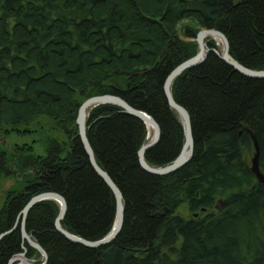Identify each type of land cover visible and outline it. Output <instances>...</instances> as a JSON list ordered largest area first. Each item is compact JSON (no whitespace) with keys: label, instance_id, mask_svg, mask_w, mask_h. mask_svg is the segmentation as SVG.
I'll return each mask as SVG.
<instances>
[{"label":"trees","instance_id":"obj_1","mask_svg":"<svg viewBox=\"0 0 264 264\" xmlns=\"http://www.w3.org/2000/svg\"><path fill=\"white\" fill-rule=\"evenodd\" d=\"M203 28L222 31L235 60L264 70V0H0V132L46 115L64 136H47L40 155L26 145L10 153L0 143V177L15 179L0 207V234L17 223L0 239V264L23 246L29 261H44L23 240L18 221L42 192L65 197L61 223L71 233L97 240L112 230L115 195L77 136L85 99L118 95L158 121L161 136L145 153L148 164L164 166L179 155L184 129L164 80L198 51L196 41L181 36ZM171 90L191 116L192 158L173 173H149L138 157L148 141L145 122L116 104L94 107L88 137L121 189L124 224L109 244L87 247L56 230L58 202H38L26 230L47 252L45 264H264V183L247 159L251 130L264 171V78L210 52ZM182 204L188 216L178 212Z\"/></svg>","mask_w":264,"mask_h":264},{"label":"water","instance_id":"obj_2","mask_svg":"<svg viewBox=\"0 0 264 264\" xmlns=\"http://www.w3.org/2000/svg\"><path fill=\"white\" fill-rule=\"evenodd\" d=\"M216 38L219 37L223 40V47H212L209 45V41L207 38ZM182 39L188 40V41H196L199 46L198 53L180 64H178L176 67H174L166 76L164 80V92L167 97V101L169 106L172 110H174L181 119L183 129H184V143L182 146V149L179 153V155L170 163L164 165V166H151L149 165L145 160V153L146 151L157 144V142L160 139L161 136V127L158 121L148 112L137 109L133 107L131 104H129L124 98L118 95L114 94H103V95H96L92 96L90 98H87L84 100L77 113V125H78V136L82 142V145L89 157V160L91 162V165L95 169V171L103 178V180L109 185L111 190L113 191L115 198H116V217L115 222L113 225L112 230L104 237L97 239V240H88L81 236L75 235L65 229L62 226V219L65 217L67 212V201L65 197L57 192H42L39 194L34 195L23 207L22 211L20 212L18 216V221L21 220V231H22V238L23 240L27 241L29 245L37 248L39 251H41L43 255L44 261L41 264H45L48 260L47 252L43 249V247L35 241L27 232L26 230V219L30 212V210L33 208L34 205H36L38 202L42 200L52 199L59 203L60 205V213L57 216L55 220V228L58 232H60L62 235H64L67 239L80 243L84 246L91 247V248H97L106 244H109L112 242L120 233L123 224H124V218H125V203L123 201V195L121 192V189L118 187V185L115 183V181L112 179V177L109 175L107 171H105L101 166L98 164L95 153L93 150V147L89 141V138L87 136V116L91 109L96 107L100 104H116L123 109H125L127 112H129L132 115H135L142 119L147 126H150L153 130V136L150 140L146 141L139 149L138 151V157L139 162L143 169L148 171L149 173L155 174V175H167L170 173H173L180 168H182L185 164L189 162V160L192 158L194 153V135H193V127H192V120L189 111L181 104H179L173 97L171 85L173 81L182 74L185 70L203 62L209 52H215L217 53L221 59L226 61L229 65L234 67L237 71L241 72L242 74L254 77V78H264V70H256L252 69L250 67H247L243 65L242 63L238 62L237 60H234L230 55V42L227 38V36L220 30L214 29V28H203L199 30L196 37H184L181 36ZM252 140L253 145L255 148V155L252 158L251 162V170L255 174L258 181L264 183V171L261 169L260 166V148H259V141L256 137V135L250 130L249 131ZM17 226V223L14 225L13 229ZM13 229H10L8 231H5L0 234V239L4 237L6 234L13 231ZM26 248L23 246V252L17 254V256L12 257L8 264H14L16 261L18 263L16 264H33L30 263V261L26 258ZM19 256V257H18Z\"/></svg>","mask_w":264,"mask_h":264},{"label":"rangeland","instance_id":"obj_3","mask_svg":"<svg viewBox=\"0 0 264 264\" xmlns=\"http://www.w3.org/2000/svg\"><path fill=\"white\" fill-rule=\"evenodd\" d=\"M47 136H54L60 139L64 138L63 132L56 125L55 121L49 116L41 115L38 116L33 122L23 125L16 130L8 127L5 133L4 131L0 132V143L2 144V148L10 153H15L14 149H16V147H22L26 145L31 147L35 154L40 155L45 153ZM152 136L153 131L150 132L148 139L150 140ZM254 155L255 148L253 147L251 153L247 155L249 162H252ZM14 182L15 179L13 178L0 177V207L5 201L7 191L14 185ZM178 212L184 216H188L189 210L187 204H182ZM13 227L10 229H13ZM30 263L33 262L30 261Z\"/></svg>","mask_w":264,"mask_h":264},{"label":"bare ground","instance_id":"obj_4","mask_svg":"<svg viewBox=\"0 0 264 264\" xmlns=\"http://www.w3.org/2000/svg\"><path fill=\"white\" fill-rule=\"evenodd\" d=\"M228 38V37H227ZM214 41H215V43H216V48L217 47H219V48H222L223 47V40L221 39V38H219V37H216V38H212ZM185 40V39H184ZM229 40V39H228ZM188 41V40H187ZM213 47V46H212ZM198 51H199V46H198ZM198 51H197V53H198ZM196 53V54H197ZM210 53V52H209ZM215 53V52H214ZM195 54V55H196ZM217 54V53H216ZM194 55V56H195ZM208 55V54H207ZM218 55V54H217ZM219 56V55H218ZM193 57V56H192ZM220 57V56H219ZM232 57V56H231ZM191 58V57H190ZM233 58V57H232ZM234 59V58H233ZM235 60V59H234ZM239 62V61H238ZM90 98V97H89ZM86 100V99H85ZM81 105V104H80ZM98 106V105H97ZM80 107V106H79ZM122 108V107H121ZM79 109V108H78ZM92 110V109H91ZM125 110V109H124ZM126 111V110H125ZM127 112V111H126ZM77 113H78V111H77ZM129 113V112H128ZM132 115V114H131ZM133 116H135V115H133ZM88 117V116H87ZM137 117V116H136ZM139 118V117H138ZM76 119H77V117H76ZM142 120V119H141ZM87 124V123H86ZM146 124V123H145ZM76 125H77V121H76ZM147 128H148V130H149V134H150V132H152L153 130H152V128L150 127V126H147ZM77 130H78V125H77ZM77 136H78V131H77ZM87 136H88V129H87ZM149 136V135H148ZM79 137V136H78ZM89 138V137H88ZM151 139V138H150ZM149 140V139H148ZM90 141V140H89ZM91 143V142H90ZM92 145V144H91ZM147 162V161H146ZM150 165V164H149ZM152 166V165H151Z\"/></svg>","mask_w":264,"mask_h":264}]
</instances>
